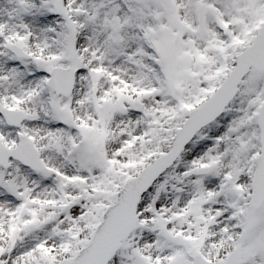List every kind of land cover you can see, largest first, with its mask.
<instances>
[{
  "label": "snow or ice",
  "instance_id": "6c2138e0",
  "mask_svg": "<svg viewBox=\"0 0 264 264\" xmlns=\"http://www.w3.org/2000/svg\"><path fill=\"white\" fill-rule=\"evenodd\" d=\"M0 264H264V0H0Z\"/></svg>",
  "mask_w": 264,
  "mask_h": 264
}]
</instances>
